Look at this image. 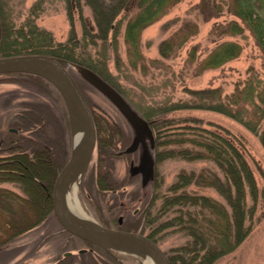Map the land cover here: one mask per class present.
Wrapping results in <instances>:
<instances>
[{
  "label": "rangeland",
  "instance_id": "374dc122",
  "mask_svg": "<svg viewBox=\"0 0 264 264\" xmlns=\"http://www.w3.org/2000/svg\"><path fill=\"white\" fill-rule=\"evenodd\" d=\"M2 1L6 5L7 20L0 21L9 26L10 38L15 35L17 39L2 46L10 47L9 50L32 48L21 40L20 34L33 27L43 29L52 36V48L66 45L79 57L90 56L99 61L100 77L116 87L138 115L154 122L152 146L147 134L143 130L139 132L94 84L89 69L65 63L91 113L119 130L112 142L108 168L99 170L101 154L97 145L90 163L75 177L79 203L95 222L147 235L163 219L178 215L176 207L167 210L163 204L164 197L171 194L173 183L188 178L191 171L218 170L208 158L189 159L178 152L180 146L189 145L187 139L194 137L189 126L209 127L206 122H211L225 128L241 148L258 188L255 203L249 192L246 193L248 234L212 264H264V147L260 132L249 130L221 112L185 107L192 98L191 92L198 89L219 87L223 95L229 94L237 83L242 86L247 78L254 84L259 80V85L264 86V49L251 27L236 13L234 0H179L146 25L136 42L125 38L128 16L123 13L117 17L116 29L101 39L97 29L83 27V22L94 25L92 10L87 4H82L86 20H80L75 13L71 25L62 0H40L39 6L34 5L37 0ZM254 2L263 16L264 0ZM233 24L240 29L233 31ZM94 35L97 37L92 38ZM226 41L240 45L238 55L219 66L205 68L203 60ZM23 74L31 73L0 74V159L7 162L15 154L16 148L8 147L6 140L13 136L11 133L24 115L41 107L46 113L44 130L48 137L61 143L58 153L65 158L59 163L64 164L74 145L70 134L72 110L49 83L45 88ZM165 106L177 108L165 111ZM21 130V134L27 133ZM133 139L138 140L137 148L131 153H121ZM132 163L140 171L132 173ZM144 164L146 177L141 175ZM3 171L1 175L7 174ZM26 185L16 177H0V264H143L142 255L109 245L95 246L71 235L62 228L52 210L47 214L43 206L38 207L31 187ZM187 190L223 201L214 188L201 183L189 185ZM147 211L153 218L149 225L141 219ZM164 226L160 225L154 241L169 254L185 244L189 236L178 226ZM82 248L86 250L80 252Z\"/></svg>",
  "mask_w": 264,
  "mask_h": 264
},
{
  "label": "trees",
  "instance_id": "16d2710c",
  "mask_svg": "<svg viewBox=\"0 0 264 264\" xmlns=\"http://www.w3.org/2000/svg\"><path fill=\"white\" fill-rule=\"evenodd\" d=\"M62 1L71 25L74 22L75 13L80 20H86L83 18L82 4H87L92 10L94 25L83 22V27L89 30L97 29L101 39L106 38L110 31L116 29V20L119 15L122 13L123 16L127 15L125 38L136 42L141 30L146 25L157 20L179 0ZM39 3L40 0H37L34 5L39 6ZM5 7V3L0 0V20H7ZM234 9L239 17L251 27L259 44L264 49V15L262 16L257 11L254 0H234ZM235 27L236 24H233L231 29L233 31L240 29L239 26L238 29ZM71 32L73 33V30ZM20 36H22L21 40L27 42L32 48L24 46V48L9 50L10 47L2 46V43H11L10 40L17 41V39H15V35L10 38L9 26L3 25L0 21V55L46 53L56 57L63 64L72 62L100 76L99 61H94L90 56L79 57L74 49L68 48L66 45L59 44L58 48H52V36L45 30L33 27L29 28L26 33H21ZM91 37L96 38L97 35ZM239 51L238 43L222 42L203 60V66L205 68L219 66L238 55ZM23 75L37 81L45 88L49 87L50 83L37 75ZM258 82L259 80L254 84L247 78L242 86L237 83L231 93L224 95L219 87L192 91V98L185 107L218 111L240 121L249 130L260 132L259 138L264 147V86L259 85ZM50 85L52 86V84ZM176 108L164 107L165 111ZM45 115L46 113L41 107L34 108L28 112L27 116H23L24 118L21 119L22 121L17 127L15 126V131L11 133L13 136L6 140L8 147L16 148V150L13 149L15 154L8 158L7 162L0 159V177L3 178L5 175L10 179L16 177L24 181L31 187L30 191L33 193L38 207L43 206L46 213L49 214L52 210V183L62 167L63 163L59 162L61 158V162L64 160L65 155L62 157L58 153L61 151H58L61 143L47 136L43 121ZM92 116L96 129V146L98 145L101 154L98 167L102 172V169H106L110 165L108 156H112V142L119 130L114 124L106 123L104 118L99 119L93 114ZM199 120L196 121L199 122ZM156 121L155 119V127L158 126ZM148 124L152 132L155 131L154 122L149 120ZM206 124L209 127L205 125L189 126L188 129L193 131L194 137L187 139L189 145L180 146L178 152L189 159L208 158L218 170L202 169L198 173L191 171L188 178L181 179V182L179 180L174 182L170 188L171 194L164 197L163 204L164 207L167 206V208L165 207L167 210L176 207L174 210L178 212V215L173 216L170 220L165 219L164 221L163 219L160 224L156 225L157 227L150 228L152 230L147 233L151 239L156 241L159 227L160 225L164 226V223H168L164 227L178 226L186 231L189 238L185 244L179 249H172L167 254L170 264H212L218 257L234 249L250 230V226L246 222L249 212L246 205V193L249 192L253 202L258 196L253 170L243 151L225 128L211 122H206ZM20 129L27 133L21 134ZM182 142L180 141V143ZM17 151L19 152L17 153ZM157 154L162 157L160 152ZM2 170L7 174L1 175ZM195 183L214 188L222 196L223 201L188 191L187 187ZM190 207L192 208L190 209ZM141 219L145 225H149L153 218H150V213L147 211Z\"/></svg>",
  "mask_w": 264,
  "mask_h": 264
},
{
  "label": "water",
  "instance_id": "95a60500",
  "mask_svg": "<svg viewBox=\"0 0 264 264\" xmlns=\"http://www.w3.org/2000/svg\"><path fill=\"white\" fill-rule=\"evenodd\" d=\"M25 72L38 75L47 80L61 94L75 113L70 117V134L85 132L86 138L81 146L72 148L70 155L56 174L52 186V211L54 217L66 231L95 245L124 243L141 249L152 256L157 264H170L163 248L149 236L131 230L106 227L98 223L84 225L71 218L65 210V190L68 182L74 179L90 163L96 146V130L91 110L73 75L65 64L46 53H18L0 56V74ZM94 84L116 105L127 120L138 130H144L153 146V135L148 122L139 116L122 95L107 81L89 71ZM137 145L134 139L126 148L132 151ZM143 173L146 166L143 165ZM135 167L133 168V171ZM119 218V222H121ZM80 249L79 251H84ZM69 252H65L68 254Z\"/></svg>",
  "mask_w": 264,
  "mask_h": 264
},
{
  "label": "bare ground",
  "instance_id": "6f19581e",
  "mask_svg": "<svg viewBox=\"0 0 264 264\" xmlns=\"http://www.w3.org/2000/svg\"><path fill=\"white\" fill-rule=\"evenodd\" d=\"M74 113L72 112V114ZM141 131L142 130H140L139 132ZM85 138H86L85 132L76 133L73 139L74 147L81 146ZM77 186H78L77 178H74L68 182L67 188L65 190V205H64L65 210L67 214L77 222H80L84 225L96 224L93 217L90 214H88L80 205L79 200L77 198V194H76ZM68 188H71V191H68ZM113 246L119 249L125 250V251H129L135 254L142 255L143 264H157L155 259L152 256H150L149 254L145 253L141 249L136 248L132 245H128L124 243H114Z\"/></svg>",
  "mask_w": 264,
  "mask_h": 264
},
{
  "label": "flooded vegetation",
  "instance_id": "af4514ba",
  "mask_svg": "<svg viewBox=\"0 0 264 264\" xmlns=\"http://www.w3.org/2000/svg\"><path fill=\"white\" fill-rule=\"evenodd\" d=\"M1 141H2V140H0V142H1ZM137 144H138V140H137ZM121 153H123V154H127L128 152L126 153V150L124 149V151H121ZM121 153H120V154H121ZM131 165L133 166V163H132ZM144 165H145V164H144ZM137 167H138V166H137ZM143 168H144V167L142 166V168H141V175H142V177H146V175H147V169H146V173L144 174V173H143ZM132 169H133V168H132ZM138 170L140 171V168L137 169V171H138ZM135 172H136V171H134V173H135Z\"/></svg>",
  "mask_w": 264,
  "mask_h": 264
}]
</instances>
